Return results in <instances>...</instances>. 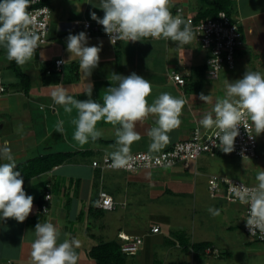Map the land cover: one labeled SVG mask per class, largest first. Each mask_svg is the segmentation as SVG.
Here are the masks:
<instances>
[{"label": "crops", "instance_id": "1", "mask_svg": "<svg viewBox=\"0 0 264 264\" xmlns=\"http://www.w3.org/2000/svg\"><path fill=\"white\" fill-rule=\"evenodd\" d=\"M223 1L229 3L230 8L226 15L237 26L244 44L245 36L250 35L254 50L258 54L256 66L264 69V0ZM98 4L99 0H48L46 5L51 9V18L46 45L58 39V49L51 53L49 48L45 49V45L41 47L44 48V56L38 61V65L32 68L28 64L19 65L21 71L28 76L27 90H23L10 69L11 61L7 59L4 47L0 46V79L5 88V92L0 95V144L5 140L9 142L17 169H21L24 190L34 197L33 211L23 223L15 219L0 220V264H31V243L35 238V226L46 221L59 227L61 241L64 233H71L73 237L81 240V247L89 242L90 250L102 241L123 244L117 237L119 234L141 237L142 245L136 255H129L127 264H132V261L135 264H155L157 258L160 264H186L191 260L192 253L191 250L189 254L186 252L184 243H219V235L215 236L213 228L205 230V238L200 240L199 232L197 236L188 235L184 228L190 223L192 226L197 225L199 231L202 230L201 226H205V221L204 217H197L198 213L208 211L206 209L210 207L220 209L219 216L210 214L214 220H220V216L224 215L225 210L222 211L220 204L226 201L222 198H211L208 185L211 176L232 177L223 168L229 160L225 157H235L234 155L223 152H218L215 156L204 154L189 169L178 165L135 172L100 171L91 164L113 150L115 127L118 125L99 122L97 128L103 135L95 142L90 140L89 143L80 145L73 139L75 125L72 120L77 117L76 109L69 114L64 111L63 106L54 104L50 94L52 88L49 86L63 84L74 98L86 101L89 99L86 92L92 84L91 99L103 103L104 91L113 86L110 81L111 74L129 76L135 73L153 84L149 103L163 92L183 97L187 103L180 117L182 123L169 134L170 143L161 151L165 152L176 143L188 140L195 129L206 130L199 121L205 112L211 111L215 100L221 98L218 90L219 79L229 76V72L236 71L242 65L240 58L243 47L235 57L233 70L224 68L216 79H210L206 75L205 67L208 53L202 49L196 37L184 46L170 40L150 38L113 45L103 35H97L88 37V46L99 47L102 42L100 62L91 76L81 70L78 57H73L64 64L60 74H44L56 59L69 60L71 54L67 50V37L69 34L82 32V21L97 22L91 18L92 12L103 18L104 12L95 6ZM177 7H181L184 14L193 18L204 9L200 0H175L172 13ZM33 71L40 76L35 82L31 78ZM172 72L179 73L184 78L183 86L171 79ZM197 83L199 84L196 85ZM201 93L211 94L212 103L205 104L201 101ZM59 121H63L62 134L56 130ZM154 121L155 117L150 116L142 124L138 122L137 131L140 132L141 139L131 146V154L149 153L150 140L146 130L155 126ZM256 141L257 158L244 161L235 157L244 161L243 168L247 170L244 183L249 185L256 183L257 167L264 169V134L256 136ZM61 153L64 157H56ZM55 161H58L56 165L53 164ZM4 162L6 161L0 160V163ZM101 191L113 198L114 211L102 212L96 208L98 193ZM46 193L51 197L48 211L42 213L40 205L44 202ZM239 204L242 207L241 219L233 226L227 223L225 226L229 230L239 227L243 231L244 206ZM145 205L153 206L152 210L157 215L153 213L144 221H127L134 209L143 208ZM113 212L117 214V219L108 222L106 215ZM155 220L166 222L161 224ZM223 223L222 219L221 224ZM152 227H158L159 232L151 233ZM158 235L162 237L157 243L164 247L160 253L156 251L157 243L148 240L149 237ZM247 239L249 240L248 237ZM81 247L77 250L80 256L78 264H95L89 257L90 250L85 256ZM226 249L224 247L222 250ZM220 261L226 260L218 259L215 263Z\"/></svg>", "mask_w": 264, "mask_h": 264}, {"label": "clouds", "instance_id": "2", "mask_svg": "<svg viewBox=\"0 0 264 264\" xmlns=\"http://www.w3.org/2000/svg\"><path fill=\"white\" fill-rule=\"evenodd\" d=\"M33 3L35 0H0V46L6 50L7 59L17 65L31 61L40 48L41 36L37 33L36 18L28 11ZM174 4L175 0H99L95 6L102 9L104 16L101 19L92 12L91 18L103 26L113 45L117 41L127 44L149 38L170 40L179 46L188 45L195 38V31L191 21L185 20L180 10L173 15L171 8ZM67 50L71 54L69 60L59 63L66 64L73 57H78L81 70L91 76L100 62L102 42L99 47L88 46V37L82 31L69 34ZM110 81L113 86L104 91L103 103L91 99L92 84L86 92L89 96L86 101L74 98L63 84L49 86L52 88L50 94L54 104L63 106L66 113L76 109L77 117L72 120L75 125L73 139L80 145L90 140L95 142L103 135L97 128L99 122L118 125L115 127L113 150L107 153V157L111 160V168H130L136 159L131 155V146L141 139L137 131L138 122L142 124L148 117H155V126L147 128L146 135L150 140L149 153H159L170 143L169 134L180 127V117L187 101L163 92L149 103L153 84L135 73L129 76L113 73ZM224 85L225 96L215 100L211 111L205 112L199 123L206 130H214L219 143L212 141L213 146L231 154L241 126L250 139L264 134V73L247 70L242 79L234 82L226 79ZM199 98L205 104L213 101L211 94L201 93ZM56 130L63 133V121L57 123ZM247 159L244 156V161ZM0 160L6 161L0 163V220L15 219L23 223L33 211L34 197L24 190V180L16 170L17 164L7 140L0 144ZM257 169L254 185H232L229 189L235 199L248 206L245 221L251 235H255L257 230L264 234V169ZM50 197L46 199L50 200ZM208 211L214 217L220 215V209L210 207ZM122 235L129 239L139 237L119 234L117 237L123 244L127 240L122 239ZM34 237L31 264H78L80 256L77 250L81 247V240L71 233H64L61 241L59 227L46 221L36 224ZM123 244H120L121 251L128 257L136 255L142 245L134 253H128L123 251Z\"/></svg>", "mask_w": 264, "mask_h": 264}, {"label": "built area", "instance_id": "3", "mask_svg": "<svg viewBox=\"0 0 264 264\" xmlns=\"http://www.w3.org/2000/svg\"><path fill=\"white\" fill-rule=\"evenodd\" d=\"M41 3L42 0H35V3H33L28 9V11L32 12L36 18L37 33L41 36L40 47L44 46L48 41V27L51 17L49 7ZM178 10L182 12L185 20L191 21L197 41L202 49L208 53L205 62L207 77L210 79H216L224 68L233 70L235 68V57L243 47V40L237 26L231 22L226 13L220 11L215 19L208 18L206 20L196 21L192 16L184 14L181 7H177L173 15H176ZM81 25L82 31L86 33L87 37L103 35L110 41L109 36L103 30V26L97 22L84 20L81 22ZM119 42L120 41H117V43ZM61 61H63V59H56L53 62L52 67L47 69L46 74L49 75L53 72L61 73L64 66V63H59ZM171 79L180 86L185 84L184 78L179 73L172 72ZM4 92L5 88L0 79V95ZM239 131L240 135L235 141V150L231 154L242 160H244V156L248 157L247 160L257 158L256 137L250 139L248 132L242 126ZM212 141L219 143V141L215 139L214 130L209 129L202 131L195 129L188 140L176 143L172 149L165 152L155 155L144 152L131 154L136 159L131 162L130 168H111V160L107 156H104L99 161H93L92 167H96L101 171L125 172H135L142 169L172 168L178 165L182 166L184 169H189L190 165L201 155L206 154L215 156L218 152H222L218 147L213 146ZM158 160L159 162H157ZM242 184L252 186L241 180L227 176H211L208 185V193L211 198H222L230 204L240 203L235 199L229 189L232 185L240 186ZM49 196L51 195L46 193V201L49 200L46 199V197ZM243 206V231L250 241L264 244V234H261L257 230L255 235H251L250 230L246 227L245 219L248 215V206ZM96 208L105 212H112L115 210V202L110 195L101 191L98 193ZM46 209L47 206L42 205L41 210L44 213H46ZM151 232L158 233V227H152ZM121 237L122 239L127 240L122 246L124 252L134 253L137 250V247L142 243V240L139 237H133L130 239L123 235Z\"/></svg>", "mask_w": 264, "mask_h": 264}, {"label": "rangeland", "instance_id": "4", "mask_svg": "<svg viewBox=\"0 0 264 264\" xmlns=\"http://www.w3.org/2000/svg\"><path fill=\"white\" fill-rule=\"evenodd\" d=\"M246 42L243 45V50H242V56L240 59H242L241 62V66L234 72H229V76L225 77L224 79H219L218 84H219V92H221V98H223L225 96V85H224V81L226 79L229 80V82H234L238 79H242L244 74L246 73L247 70H251V71H260L262 73H264V69L258 68V66H256V61L258 59V54L256 52V50H254L255 46L254 43L252 42L250 35H246L245 36ZM55 43V44H54ZM49 48L50 52H54L55 49H58V39L52 41L51 43H49L48 45L45 46V49ZM44 48L38 49L36 51L35 57H33V59L29 62H27L26 64H28V66L30 68L35 67L36 64L38 65V61L42 58L41 53L42 50ZM44 52V50H43ZM44 56V55H43ZM4 57V56H3ZM0 60L2 61V56L0 58ZM30 62H34L31 63ZM258 64V63H257ZM42 68V65L40 67V69ZM40 74V73H39ZM32 77V81H36L37 79L40 78V76L35 75L34 71L31 73ZM41 77H44V75L41 74ZM47 78H50V76H47ZM53 113V112H52ZM260 138V137H259ZM225 157V156H224ZM225 158L229 159L227 160V164L226 166L223 168L225 170H227V174L230 176H232L231 178H238L240 180H242L243 182H246V173L247 170L244 169V161L239 160L233 156L228 157L226 156ZM246 164V162H245ZM237 165V166H236ZM242 165V166H241ZM240 166V168H239ZM242 167V168H241ZM239 168V169H238ZM247 168V167H246ZM159 205V204H158ZM153 206H146L140 209H134L131 212V216L128 218V222H137V221H144L146 220L147 217H149L150 215H152L154 212L152 210ZM220 208L223 210H225L224 215L220 216V220H214V217L211 218L209 211H203L198 213V216L204 217L203 221H205V226H201L200 230L197 229L198 226H192L190 223L185 226L184 228V232L187 233L188 235H196L199 232V240L200 239H204L205 238V230L207 231L209 230H214L215 232V236L219 235V243H215L213 241V244L216 246V248L220 249L221 251H223L222 249L224 247H227L226 252L230 253L231 255H229L228 258H225L226 262L220 261L219 263H215L218 260H213V262L211 264H264V244L262 243H252L249 242V240L247 239V237L245 236V234L243 233V231L241 230V228H235L232 230H229L225 225L231 224L232 226L234 224H236L239 219H241V215H242V207L240 206L239 203L237 204H229L226 202H222V204H220ZM208 210V209H206ZM123 213V211H122ZM155 215H157V213H154ZM106 219L108 220V222H113L115 221V219H117V214L116 213H109L106 215ZM213 219V220H212ZM222 219L224 220V223H222ZM172 221L174 220L173 218L171 219ZM228 220V221H226ZM155 221H159L161 222V220H155ZM219 221V222H218ZM164 222L166 221H162L161 224H165ZM111 227V225H110ZM200 228V227H199ZM204 234V235H203ZM161 235L158 236H152L149 237V241L151 242H159L161 240ZM155 246H158L156 248V251L158 253H160V250L163 249V246H159V244H155ZM91 245L89 244V242H86L84 244L83 247H81V251L84 252V255L86 256V253L90 250ZM152 251V249H151ZM224 258V257H222ZM89 261V259H88ZM85 262V261H84ZM87 264H92L91 262H87ZM204 264H210V258L206 259V261L204 262Z\"/></svg>", "mask_w": 264, "mask_h": 264}, {"label": "trees", "instance_id": "5", "mask_svg": "<svg viewBox=\"0 0 264 264\" xmlns=\"http://www.w3.org/2000/svg\"><path fill=\"white\" fill-rule=\"evenodd\" d=\"M200 1L203 3L204 9L199 15H197L194 18L196 21L204 20L207 18L215 19L217 14L220 11H223L228 15V11H229L230 7H229V3L227 1H223V0H200ZM47 2H48V0H42L41 4L45 5V4H47ZM47 43H48V41H47ZM10 67H11L10 69L12 70L14 75L19 80V83L22 86L23 90H27V87L29 85L28 76H26V74H24L21 71V69L19 68V65H17L15 61H11ZM48 67L50 68V67H52V65H50ZM202 70H203L202 72H204L203 68H202ZM46 71H47V69L45 70L44 74H46ZM53 73H56V72H53ZM198 84L199 83H197L196 85H198ZM58 156L64 157V154H62V153L59 155L57 154L56 157H58ZM57 163H58V161H55L53 164L56 165ZM91 166H92V164H91ZM95 169H98V168L95 167ZM16 170L19 172L21 171V169H16ZM45 195H44V202H42V204L40 205V209H41L42 205H46L48 208L49 200H47V201L45 200ZM42 200H43V197H42ZM40 211L42 213H44L42 210H40ZM100 211H102V210H100ZM102 212H105V211H102ZM184 245L186 246V248H185L186 252H188V254H189V251L191 250V253H192L191 260L189 262H186V264H204V262L208 258H210V264H211L213 262V260L214 261L218 260V259L219 260H225V258H228L229 255H231L230 253L226 252L225 250L221 251L220 249L216 248V246L213 243H208V242H206V243L205 242L204 243H193L192 245H189V244L186 245L184 243ZM89 257L95 262V264H127L128 263V261H127L128 256H126L125 254L122 253L121 248H120V244L116 243L115 241H107V242L102 241V243L98 244L95 248H92L89 251ZM222 257H224V258H222ZM131 263L135 264V261H132ZM155 264H160L159 258H157L155 260Z\"/></svg>", "mask_w": 264, "mask_h": 264}]
</instances>
